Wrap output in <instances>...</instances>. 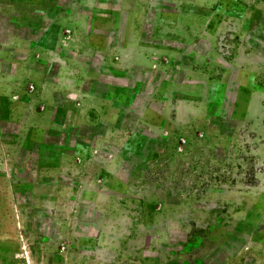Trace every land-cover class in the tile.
Listing matches in <instances>:
<instances>
[{
  "label": "rangeland",
  "instance_id": "obj_1",
  "mask_svg": "<svg viewBox=\"0 0 264 264\" xmlns=\"http://www.w3.org/2000/svg\"><path fill=\"white\" fill-rule=\"evenodd\" d=\"M45 2L0 0V264H264V0Z\"/></svg>",
  "mask_w": 264,
  "mask_h": 264
},
{
  "label": "crops",
  "instance_id": "obj_2",
  "mask_svg": "<svg viewBox=\"0 0 264 264\" xmlns=\"http://www.w3.org/2000/svg\"><path fill=\"white\" fill-rule=\"evenodd\" d=\"M23 1L26 3H41L42 1H46L45 3H57L58 2V0H23ZM143 1L144 0H119V3H121V5L124 9H131V7H135L137 5V3H143ZM132 3H134L135 5L132 6ZM13 37H14L13 39L18 38L19 40H21L22 41L21 44L25 43V41H23V40H26L25 38H19L16 35H14ZM27 44H29V45H28V48H25V51L28 50L26 52L27 55H31L35 51L33 46L36 45V43L28 42ZM8 46H10V45H8ZM12 46H14L13 50L10 47H8L7 50H4L5 49L4 47L2 49H0V60H4L5 62H11V63L13 62L16 65V67H18L20 64V61H18V58H16V56L13 54L14 51H17L18 49L15 45H12ZM16 77L17 76L14 75V78H13L14 81H15ZM24 134H26V132ZM21 136H22V138H24L26 135H21ZM10 148H12V147H10ZM10 150H12V149H10Z\"/></svg>",
  "mask_w": 264,
  "mask_h": 264
}]
</instances>
